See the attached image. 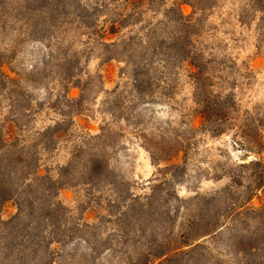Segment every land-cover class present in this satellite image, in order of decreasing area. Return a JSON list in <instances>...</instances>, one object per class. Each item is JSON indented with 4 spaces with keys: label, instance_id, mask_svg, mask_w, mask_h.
Here are the masks:
<instances>
[{
    "label": "rangeland",
    "instance_id": "1",
    "mask_svg": "<svg viewBox=\"0 0 264 264\" xmlns=\"http://www.w3.org/2000/svg\"><path fill=\"white\" fill-rule=\"evenodd\" d=\"M172 250L264 256V0H0V264Z\"/></svg>",
    "mask_w": 264,
    "mask_h": 264
},
{
    "label": "trees",
    "instance_id": "2",
    "mask_svg": "<svg viewBox=\"0 0 264 264\" xmlns=\"http://www.w3.org/2000/svg\"><path fill=\"white\" fill-rule=\"evenodd\" d=\"M201 66V65H200ZM201 77V69L197 71V73L195 74V78L200 79ZM221 106H220V102L219 100H215L214 102L211 101V98L205 99V101H202V105H201V110L199 112V116L200 119L202 120V124H207L209 122H220L221 120L219 119V110H220ZM220 120V121H219ZM99 166L97 161H94L92 164H89V168L88 171L90 173H97L99 171ZM214 229H216V227H213ZM213 229H209L207 231H205L203 234H209L212 232ZM250 241V240H249ZM180 252H176L175 250H172L171 252H165L162 255H160L159 257H153L151 260L145 262V264H154V262L162 259L165 256H169L168 258H165V260L162 263H167L168 261H170L172 258H174L175 256H177V254ZM257 262V264H264V256L262 259L257 260L254 259V263ZM144 264V263H142Z\"/></svg>",
    "mask_w": 264,
    "mask_h": 264
}]
</instances>
